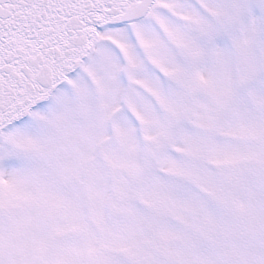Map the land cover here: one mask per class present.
<instances>
[{"label":"snow or ice","instance_id":"obj_1","mask_svg":"<svg viewBox=\"0 0 264 264\" xmlns=\"http://www.w3.org/2000/svg\"><path fill=\"white\" fill-rule=\"evenodd\" d=\"M0 264H264V0H0Z\"/></svg>","mask_w":264,"mask_h":264}]
</instances>
